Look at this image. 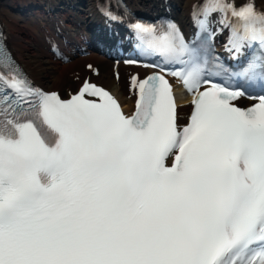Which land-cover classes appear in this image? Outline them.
I'll list each match as a JSON object with an SVG mask.
<instances>
[{"label": "snow or ice", "instance_id": "obj_1", "mask_svg": "<svg viewBox=\"0 0 264 264\" xmlns=\"http://www.w3.org/2000/svg\"><path fill=\"white\" fill-rule=\"evenodd\" d=\"M215 11L230 51L262 53L229 79L264 92L252 3L209 0L191 42L171 21L130 25L162 58L132 76L131 115L89 80L70 99L35 87L0 44V264H264V94L238 107L243 88L206 70ZM167 76L193 95L183 127Z\"/></svg>", "mask_w": 264, "mask_h": 264}, {"label": "bare ground", "instance_id": "obj_2", "mask_svg": "<svg viewBox=\"0 0 264 264\" xmlns=\"http://www.w3.org/2000/svg\"><path fill=\"white\" fill-rule=\"evenodd\" d=\"M26 1V0H25ZM28 1V0H27ZM38 3H44V5L56 4L57 0H30ZM138 1V0H135ZM143 0H139V3ZM183 8L188 6L190 1L194 0H176ZM203 0H197L202 2ZM12 0H5L2 3L4 13H8L9 6ZM52 2V3H50ZM260 4L264 6V0H259ZM13 40L15 49L26 64L28 69L32 72L34 77L47 83L52 89L66 90L69 88L77 87L80 83L76 80V71L82 72L84 75L89 72L84 70L85 62H75L70 65L58 66L54 64L46 52L38 44L39 37L42 32L36 24L29 25L24 30L16 29L12 24L8 26ZM33 37V38H32ZM101 67V74L97 77H93L102 83H107L109 86L119 89L122 94L127 91V81L123 76L119 83H116L113 78L112 66L103 60H99Z\"/></svg>", "mask_w": 264, "mask_h": 264}]
</instances>
